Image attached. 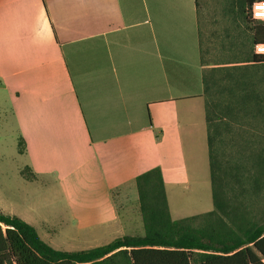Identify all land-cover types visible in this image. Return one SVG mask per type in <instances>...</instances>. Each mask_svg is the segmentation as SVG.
Listing matches in <instances>:
<instances>
[{"label": "crops", "instance_id": "0c3cea01", "mask_svg": "<svg viewBox=\"0 0 264 264\" xmlns=\"http://www.w3.org/2000/svg\"><path fill=\"white\" fill-rule=\"evenodd\" d=\"M199 8L0 0V129L5 104L20 160L4 214L61 251L142 236L136 180L158 167L181 220L180 188L210 180Z\"/></svg>", "mask_w": 264, "mask_h": 264}, {"label": "trees", "instance_id": "16d2710c", "mask_svg": "<svg viewBox=\"0 0 264 264\" xmlns=\"http://www.w3.org/2000/svg\"><path fill=\"white\" fill-rule=\"evenodd\" d=\"M257 1L264 0L236 4L253 24L251 50L227 63L231 66L212 69L219 78L206 71L203 77L214 209L174 220L162 171L153 168L136 180L142 236L61 251L44 242L32 225L0 210V264H264V209L257 207L264 197V89L256 79L264 55L255 53L257 45H264V21L252 19ZM215 86L218 99L210 101Z\"/></svg>", "mask_w": 264, "mask_h": 264}, {"label": "rangeland", "instance_id": "374dc122", "mask_svg": "<svg viewBox=\"0 0 264 264\" xmlns=\"http://www.w3.org/2000/svg\"><path fill=\"white\" fill-rule=\"evenodd\" d=\"M237 1L199 0L202 60L208 76L219 78L220 75L211 72L212 69L231 66H227V63L243 59L251 50L253 24L247 23L238 12ZM256 74V79L261 81L260 86L264 89V68L257 69ZM209 99L217 101L216 86L210 90ZM6 109L7 105L4 104L3 131L0 129V196L4 194L5 183L13 182L20 164L13 123L10 116L5 114ZM257 207L264 209V197L259 199ZM213 209L210 180L181 187L172 202L175 219L201 215Z\"/></svg>", "mask_w": 264, "mask_h": 264}, {"label": "built area", "instance_id": "2783aa9c", "mask_svg": "<svg viewBox=\"0 0 264 264\" xmlns=\"http://www.w3.org/2000/svg\"><path fill=\"white\" fill-rule=\"evenodd\" d=\"M262 4H264V1H257V2H254L252 7H251V16H252V19L255 21H264V17L257 15L258 9L256 7L257 5H262ZM261 48H264V45H257L255 47V53L264 55V52H261L259 50Z\"/></svg>", "mask_w": 264, "mask_h": 264}, {"label": "snow or ice", "instance_id": "6c2138e0", "mask_svg": "<svg viewBox=\"0 0 264 264\" xmlns=\"http://www.w3.org/2000/svg\"><path fill=\"white\" fill-rule=\"evenodd\" d=\"M256 7H257V9H258V11H257V15L264 17V4H262V5H257ZM259 50H260L261 52H264V48H261V49H259Z\"/></svg>", "mask_w": 264, "mask_h": 264}]
</instances>
